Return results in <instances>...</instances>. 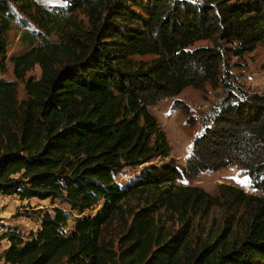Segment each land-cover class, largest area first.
Wrapping results in <instances>:
<instances>
[{"label":"trees","instance_id":"trees-1","mask_svg":"<svg viewBox=\"0 0 264 264\" xmlns=\"http://www.w3.org/2000/svg\"><path fill=\"white\" fill-rule=\"evenodd\" d=\"M62 1L0 0V192L52 207L0 264H264V195L184 184L236 167L264 193V90L226 58L264 42V0ZM207 84L225 95L181 166L150 106Z\"/></svg>","mask_w":264,"mask_h":264},{"label":"rangeland","instance_id":"rangeland-1","mask_svg":"<svg viewBox=\"0 0 264 264\" xmlns=\"http://www.w3.org/2000/svg\"><path fill=\"white\" fill-rule=\"evenodd\" d=\"M40 1L47 6L63 3L62 0ZM19 36L20 32H12L9 57L25 50ZM203 43L205 42H198L197 44ZM226 58H229L228 62L230 63L227 70L230 69L233 72L237 84L250 90H264V42L243 57L227 56ZM7 66L5 77L14 79V64L11 60H8ZM40 73V67L32 71L35 76H39ZM18 90L19 96L24 97L23 83L18 84ZM224 95L222 87H213L207 84L205 89H199L188 86L178 96L164 98L159 103L150 106L151 112L158 118L161 127L167 134L171 145V157H175L179 165L186 166L193 151L194 140L204 131L205 125L203 122L205 117L216 111L217 104L224 98ZM176 100H181L184 104H187L190 108V114H185L181 106L175 104ZM190 118L195 122H192ZM138 173L139 169H127L118 177V180L124 185L128 184ZM184 184L199 185L210 193H217L220 184H231L244 189L248 193L264 195V193L253 189L248 175L236 167H227L217 171H203L194 179L184 181ZM0 201L2 202V205H0V220L3 218L7 225L19 223L27 230L36 229L39 225L35 220L25 215H19L20 213L32 210L33 206H36L37 209L51 207L49 200H27L21 199L17 195H0ZM220 213L221 210L217 208L214 210L213 215L219 216ZM213 215L208 219L209 222ZM7 246V239L4 238L0 245V253Z\"/></svg>","mask_w":264,"mask_h":264},{"label":"built area","instance_id":"built-area-1","mask_svg":"<svg viewBox=\"0 0 264 264\" xmlns=\"http://www.w3.org/2000/svg\"><path fill=\"white\" fill-rule=\"evenodd\" d=\"M0 195L3 196L4 194L2 192H0ZM0 205H2V202L0 201ZM8 226L6 223H5V220L2 218L0 220V245L1 243L3 242L4 238H5V233L7 232L8 230Z\"/></svg>","mask_w":264,"mask_h":264}]
</instances>
